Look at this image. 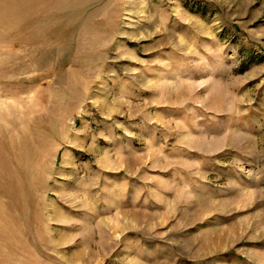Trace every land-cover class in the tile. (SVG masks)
I'll return each instance as SVG.
<instances>
[{
    "label": "rangeland",
    "instance_id": "obj_1",
    "mask_svg": "<svg viewBox=\"0 0 264 264\" xmlns=\"http://www.w3.org/2000/svg\"><path fill=\"white\" fill-rule=\"evenodd\" d=\"M0 264H264V0H0Z\"/></svg>",
    "mask_w": 264,
    "mask_h": 264
}]
</instances>
